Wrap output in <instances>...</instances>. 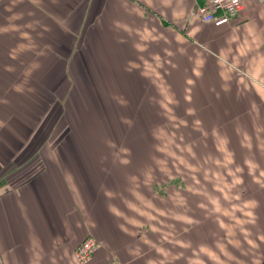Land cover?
I'll list each match as a JSON object with an SVG mask.
<instances>
[{
	"label": "crops",
	"instance_id": "crops-1",
	"mask_svg": "<svg viewBox=\"0 0 264 264\" xmlns=\"http://www.w3.org/2000/svg\"><path fill=\"white\" fill-rule=\"evenodd\" d=\"M243 3L214 26L203 0L0 2V264H77L88 237L90 264H264V0Z\"/></svg>",
	"mask_w": 264,
	"mask_h": 264
},
{
	"label": "built area",
	"instance_id": "built-area-1",
	"mask_svg": "<svg viewBox=\"0 0 264 264\" xmlns=\"http://www.w3.org/2000/svg\"><path fill=\"white\" fill-rule=\"evenodd\" d=\"M244 9L243 0H203V4L195 9L194 15L203 23L222 26L236 20ZM100 247V243L94 237H88L75 250V261L77 264H90ZM106 264L121 263L110 261Z\"/></svg>",
	"mask_w": 264,
	"mask_h": 264
},
{
	"label": "rangeland",
	"instance_id": "rangeland-1",
	"mask_svg": "<svg viewBox=\"0 0 264 264\" xmlns=\"http://www.w3.org/2000/svg\"><path fill=\"white\" fill-rule=\"evenodd\" d=\"M62 104H64V102L62 103ZM47 113H44V117H45V115H46ZM61 120V119H60ZM162 147H155V149H161ZM157 154H159V153H157ZM162 157V156H161ZM161 157L159 156V155H156V165H161L162 163H163V160H159V159H161Z\"/></svg>",
	"mask_w": 264,
	"mask_h": 264
},
{
	"label": "clouds",
	"instance_id": "clouds-1",
	"mask_svg": "<svg viewBox=\"0 0 264 264\" xmlns=\"http://www.w3.org/2000/svg\"><path fill=\"white\" fill-rule=\"evenodd\" d=\"M139 50H141V51H143V49L140 47V45H137L136 46ZM127 161H125V163H126Z\"/></svg>",
	"mask_w": 264,
	"mask_h": 264
}]
</instances>
